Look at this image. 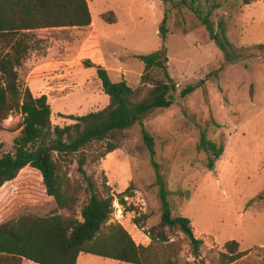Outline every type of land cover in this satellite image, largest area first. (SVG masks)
<instances>
[{"label":"rangeland","instance_id":"1","mask_svg":"<svg viewBox=\"0 0 264 264\" xmlns=\"http://www.w3.org/2000/svg\"><path fill=\"white\" fill-rule=\"evenodd\" d=\"M92 22L87 27L41 29L33 32L31 49L19 70L23 88L34 96L45 94L51 106L52 125L73 121L67 115H84L109 102L93 67L100 59L113 82L140 84L144 65L140 55L167 50V69L176 84L168 108L154 110L143 121L118 133L117 148L97 161L100 144L85 149L83 166L98 188L108 185L115 200L112 220L120 222L137 243L148 245L144 232L160 220L158 187L150 152L143 140L146 130L154 140L159 165L174 216L190 219L196 238L202 239L193 256L181 232L169 235L175 246L156 244L159 258L171 253L176 264H222L225 243L236 240L246 251L230 264H264V0H218L213 11L214 31L223 22L226 40L242 54L227 57L210 38L206 27L188 8L177 9L161 0H87ZM169 10V32L162 40L159 26ZM262 46V48H259ZM8 48L0 41V51ZM91 57V58H89ZM40 70L31 72L33 67ZM188 86L194 89L182 96ZM21 115L14 112L2 122L0 156L13 151ZM224 147L214 158L199 150L200 130ZM79 154L65 162L72 178L82 179ZM131 185L125 203L117 195ZM88 195H80L78 210ZM138 218L143 228L133 223ZM176 248V249H175ZM164 251L163 253H161ZM77 264H128L81 253Z\"/></svg>","mask_w":264,"mask_h":264},{"label":"trees","instance_id":"2","mask_svg":"<svg viewBox=\"0 0 264 264\" xmlns=\"http://www.w3.org/2000/svg\"><path fill=\"white\" fill-rule=\"evenodd\" d=\"M161 1L173 2L177 9L191 10L227 57L242 55L238 54L242 49L234 48L226 40L223 22L218 25L219 31H214L211 15L222 6L220 1ZM252 1L243 0L245 4ZM168 19L166 9L159 26L162 40L169 32ZM91 22L87 0H0V41L8 48L0 51V130L2 122L14 112L22 118L13 151L0 156V264H22L23 259L36 264H76L81 253L128 264H176L171 253L159 258L156 248V244H165L170 247L165 252H171L175 243L169 235L176 231L188 240L193 256L199 255L203 240L195 237L189 218L172 214L169 191L154 160V140L146 130L142 131L143 140L155 170L154 184L158 187L161 210L159 222L144 231L150 238L148 245L137 243L120 222L112 220L114 195L106 184L100 190L83 168L87 163L85 149L100 144L92 158L99 160L117 148L118 133L135 124L143 125L154 110L172 104L176 84L167 69L165 46L139 56L144 69L135 88L124 79L111 81L103 66L86 61V67L95 68L109 102L84 115H67L73 122L64 126L52 125L51 106L45 94L34 96L28 87L22 86L19 70L31 49L33 32L87 27ZM193 89L188 86L181 95ZM197 148L212 155L208 160L210 167L224 151L222 144L207 137L205 129L200 130ZM77 153V171L82 179L72 178L65 164ZM131 189L130 185L117 195L121 204ZM82 192L88 198L78 210ZM259 198L264 200V192ZM133 223L143 228L138 218ZM224 247L226 251L220 253L222 264H230L246 254L239 250L236 240L227 241Z\"/></svg>","mask_w":264,"mask_h":264},{"label":"crops","instance_id":"3","mask_svg":"<svg viewBox=\"0 0 264 264\" xmlns=\"http://www.w3.org/2000/svg\"><path fill=\"white\" fill-rule=\"evenodd\" d=\"M93 18V17H92ZM89 58H91V57H89ZM90 62H92V63H94L95 65H100V66H103L104 67V62H102L100 59H92L91 58V61ZM42 67V65H37V66H35V67H33V69L31 70V72H35V71H37V70H40V68ZM105 68V67H104ZM81 255V254H80ZM80 257V256H79ZM78 260H79V258L77 259V263H78ZM76 263V264H77ZM22 264H36V263H33V262H31V261H29V260H26V259H23L22 260Z\"/></svg>","mask_w":264,"mask_h":264}]
</instances>
